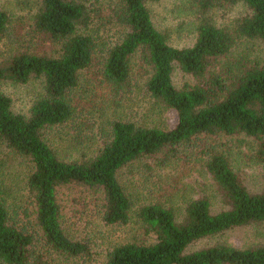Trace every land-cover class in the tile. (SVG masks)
Returning <instances> with one entry per match:
<instances>
[{
  "label": "trees",
  "instance_id": "1",
  "mask_svg": "<svg viewBox=\"0 0 264 264\" xmlns=\"http://www.w3.org/2000/svg\"><path fill=\"white\" fill-rule=\"evenodd\" d=\"M159 1L37 0L29 36L52 44L53 54L26 49L0 59V83L40 79L44 84L28 117L15 113L11 98L0 90V141L29 165L20 202L32 206L29 213L11 201L12 189L0 181V264H264V244L239 249L218 240L235 229L264 226V191L252 193L229 159L204 143L245 135L259 141L257 159L264 163V61L234 58L238 40L264 45V0H193L196 41L185 48L172 45L170 35L156 27L148 4ZM239 3L247 12L233 27L214 22L215 10ZM11 25V16L0 10V39ZM138 57L147 93L160 108L177 113L175 127L119 117L108 124L96 156L61 158L45 132L75 119L84 73L95 67L99 88L120 101L140 74L134 65ZM176 68L193 82L176 88ZM144 158L161 166L202 160L223 209L215 213L205 194L179 207L169 200L144 204L138 218L155 242L116 246L101 262L90 242L66 233L60 191L79 187L100 193L104 222L125 225L134 202L119 173Z\"/></svg>",
  "mask_w": 264,
  "mask_h": 264
},
{
  "label": "rangeland",
  "instance_id": "2",
  "mask_svg": "<svg viewBox=\"0 0 264 264\" xmlns=\"http://www.w3.org/2000/svg\"><path fill=\"white\" fill-rule=\"evenodd\" d=\"M192 1L160 0L148 4L156 27L162 32L166 31L170 35V43L179 48L190 47L196 41L194 24L197 16ZM36 3L37 0H0V10L7 11L12 22L11 31L0 39V59L6 58L12 51L26 49L39 54H53L52 44L46 43L40 36H29ZM246 12V7L239 3L228 9L215 10L212 17L219 26L233 27V23ZM247 56L264 61V45L245 39L238 40L234 58ZM139 59H134V65L140 74L135 77L132 91L124 94L120 101L112 99L110 91L107 98V91L103 92L99 88L94 81L97 78L95 67L84 73L75 96V119L69 125L54 127L45 132L47 141L61 158L87 160L96 156L104 144L108 124L119 117L140 125L163 129L175 127L177 113L160 108L147 93L146 75L141 70L143 64ZM173 82L176 88H181L193 82V79L176 68ZM0 90L11 98L15 113L28 117L34 102L44 94V84L40 79H32L26 85L3 82L0 83ZM206 142L229 159L233 170L252 193L264 191V163L257 159L259 141L245 135H236L217 136L205 139ZM161 165L158 160L144 158L119 173L121 185L134 202L130 221L125 225L112 226L104 222L100 193L79 187L61 189L59 201L63 207V226L68 236L90 242L96 259L102 262L106 254L116 246L131 242H155V237L146 234L138 218V210L144 204L169 200L179 207L184 200L205 194L210 197L215 213L223 209L217 198L216 186L206 173L202 160L188 166L181 163ZM28 170L29 165L25 159L0 141V181L9 190L12 189L11 201L20 202L26 194L22 188ZM20 205L32 213L28 201L20 202ZM218 240L239 249L261 245L264 244V226L235 229L223 234ZM204 244L200 243L194 249Z\"/></svg>",
  "mask_w": 264,
  "mask_h": 264
}]
</instances>
